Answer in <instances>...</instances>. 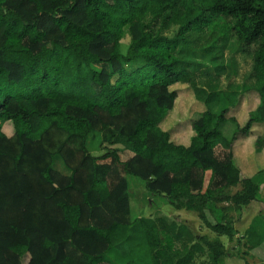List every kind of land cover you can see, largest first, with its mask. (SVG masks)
<instances>
[{"label":"trees","instance_id":"obj_1","mask_svg":"<svg viewBox=\"0 0 264 264\" xmlns=\"http://www.w3.org/2000/svg\"><path fill=\"white\" fill-rule=\"evenodd\" d=\"M231 37L255 44L246 90L258 104L243 120L229 113L243 91L220 88ZM177 83L204 106L187 144L159 126ZM248 136L264 147V0H0V264H114L113 252L123 264H248L220 239L258 199L234 158ZM127 176L215 236L130 219ZM245 235L259 244L252 225Z\"/></svg>","mask_w":264,"mask_h":264},{"label":"rangeland","instance_id":"obj_2","mask_svg":"<svg viewBox=\"0 0 264 264\" xmlns=\"http://www.w3.org/2000/svg\"><path fill=\"white\" fill-rule=\"evenodd\" d=\"M128 41L129 37L125 35L121 40L122 50H125ZM230 41L231 45L225 52L226 63L230 65V70L226 75L219 78L220 88L229 92L243 91L241 101L229 112L243 120L246 114L254 110L258 104L257 93L246 90L252 84L250 73L255 44L245 48L234 37H231ZM233 63L234 66H232ZM206 79V77L201 78L199 81L205 83ZM171 89L177 91L178 97L173 108L168 111L159 126L169 132L173 142L187 144L193 134L190 128V116L194 112L204 110V106L195 99L192 89L186 84L177 83L172 85ZM233 129L234 126L230 122H226L222 127V132L224 136L230 138ZM3 131L6 135L11 136L13 133L12 123L9 121L5 122ZM233 151L236 155H234V158L237 164L242 167V170H245V174H256L254 178L260 184V191L258 199L251 202L236 217L234 226L237 230V235L234 239L229 241L225 236L220 239L230 253H240L248 264H258L264 262V172L257 174L258 171L264 170V147L256 152L253 136L238 137L233 143ZM98 153L93 152L95 155ZM52 167L61 174L67 175L69 173V170L58 157L53 160ZM207 178L208 174L206 175V180ZM126 180L130 219L140 216L164 217L168 222L185 223L195 234H206L209 237L215 236L203 225L194 212L175 209L168 204L165 198L148 191L144 186V182L137 177L127 176ZM249 225H252L260 236V242L256 247L250 245L249 238L245 235L246 228ZM109 257L114 264H123L125 262L124 257L116 252H113ZM220 264H244V262L243 259L238 257H225L220 260Z\"/></svg>","mask_w":264,"mask_h":264},{"label":"crops","instance_id":"obj_3","mask_svg":"<svg viewBox=\"0 0 264 264\" xmlns=\"http://www.w3.org/2000/svg\"><path fill=\"white\" fill-rule=\"evenodd\" d=\"M234 155H235V153H234ZM236 156V155H235ZM241 169H242V167H241ZM244 173H245V170H242Z\"/></svg>","mask_w":264,"mask_h":264}]
</instances>
